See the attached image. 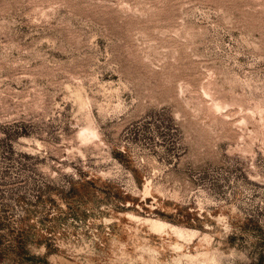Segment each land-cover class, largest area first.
<instances>
[{
    "label": "rangeland",
    "instance_id": "1",
    "mask_svg": "<svg viewBox=\"0 0 264 264\" xmlns=\"http://www.w3.org/2000/svg\"><path fill=\"white\" fill-rule=\"evenodd\" d=\"M0 264H264V0H0Z\"/></svg>",
    "mask_w": 264,
    "mask_h": 264
},
{
    "label": "bare ground",
    "instance_id": "2",
    "mask_svg": "<svg viewBox=\"0 0 264 264\" xmlns=\"http://www.w3.org/2000/svg\"><path fill=\"white\" fill-rule=\"evenodd\" d=\"M158 222V221H157ZM156 224H158L159 225V222L158 223H156ZM162 224V223H161Z\"/></svg>",
    "mask_w": 264,
    "mask_h": 264
}]
</instances>
